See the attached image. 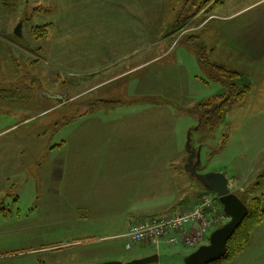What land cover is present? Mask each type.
Segmentation results:
<instances>
[{
	"label": "rangeland",
	"instance_id": "374dc122",
	"mask_svg": "<svg viewBox=\"0 0 264 264\" xmlns=\"http://www.w3.org/2000/svg\"><path fill=\"white\" fill-rule=\"evenodd\" d=\"M257 16H264V0H228L226 5L216 0H10L7 5L0 0V253H19L0 264H71L75 251L70 248L66 254L36 252L39 233L46 245L81 239L71 210L84 203L100 211L113 200L100 199L105 193L84 201L76 196L74 161L82 134L88 143L91 137L97 145L124 144L127 114L153 105L166 119L179 121L188 158V131L200 124V104L229 92L235 82L250 85V91L231 101L217 131L205 125L193 129L191 143L200 150L201 173L222 171L233 192L258 197L264 206V65L257 67L264 53L252 58L237 45L249 39ZM244 27L248 32L239 35ZM258 29L264 31V23ZM253 39L264 42V37ZM163 65L170 69L156 71ZM229 71L241 78L235 80ZM109 101L115 104H104ZM92 112L104 115L93 118ZM184 157L167 160L179 186L177 207L156 218L186 212L206 197L215 199L188 171ZM108 164H102L105 172L96 185H107ZM212 206L224 211L217 200ZM32 209L38 213L32 215ZM46 209L53 214H44ZM43 214L51 227L29 223L30 218L40 222ZM223 224H215L209 236ZM126 242L125 237H105L91 248L118 255L124 264L151 252L159 258L147 264H183L197 249L182 242L128 249ZM253 242L264 251V222L243 250L219 264H257L249 255Z\"/></svg>",
	"mask_w": 264,
	"mask_h": 264
},
{
	"label": "crops",
	"instance_id": "0c3cea01",
	"mask_svg": "<svg viewBox=\"0 0 264 264\" xmlns=\"http://www.w3.org/2000/svg\"><path fill=\"white\" fill-rule=\"evenodd\" d=\"M223 1L221 4L226 5L228 0ZM257 17L252 19L256 22V25L254 27L250 26L249 32V27H246V29L244 27L240 31L241 34L239 35L248 32L246 37H249V39L243 40L242 44H237L242 47L240 51L242 54H248L252 58H258L264 53V42L259 44L256 39H253L256 36L264 37V31L259 32L260 29H258L264 23V16ZM137 20L140 21V17ZM157 59L158 57L143 64L155 62ZM257 65L258 68H261L264 62H260ZM251 67H254V63ZM165 69L170 68L163 65L156 71L160 72ZM107 80L104 82H107ZM104 82L100 83V85L104 84ZM155 109H157L155 106L150 105L146 110H134L127 114V121L124 126V144L104 142L97 145L95 142H91V137H88L90 141L88 143L83 137L86 133L82 132L84 134L76 141L77 152L76 160L74 161L75 174L77 176L75 184L76 196L78 199L81 198L84 201L85 198H94L101 195V193H105L104 196L101 195L100 199L110 197L113 200H110L108 206H105L106 208H100L102 209L100 211L98 209L93 210L84 203L81 208L71 210L72 214L76 216L77 230L81 232L83 237L72 241H62L46 245L45 242H40L41 235L39 233L40 238L37 240L39 243L33 245L35 248H38L34 249L36 252L52 251L64 253V250L70 248L72 249L71 251H75L73 258H71V264H101L111 260H122L118 255L99 254L95 251L96 248L95 250L91 248V245L96 239L125 237L124 234L128 231L133 220L146 218L147 215L160 216L166 214L167 212H164L170 207H177L175 203L176 199L180 196L179 186L174 170H170L172 165L167 160L171 157L175 159L178 156L180 158L184 157L182 147L185 141L184 131L180 128L179 121L175 119L173 123L170 117L166 119L167 117L162 116L160 111ZM86 113L90 114L89 111H86ZM92 113L90 117L93 116V118H101L98 115H104V113ZM146 115L148 120L145 118ZM171 115L177 118L174 112ZM102 123L107 124L110 128H114L110 126L108 121ZM140 125H145L146 128L140 127V130H138V126ZM194 125L195 121H191L188 126L192 127ZM134 126L137 127L134 128ZM184 129H187L186 125ZM88 135L90 136L89 133ZM94 135L95 133L92 132V136ZM93 140H95L94 137ZM184 158L187 161V156ZM106 161H109L107 170L110 173L106 182L107 185H96L101 172H105L102 164ZM173 165L174 168L177 167L176 164ZM92 185L93 188H91ZM96 187L101 191L95 190ZM94 191L96 193H93ZM89 193H93V197ZM165 198L172 201H164ZM194 204L182 207L179 212L185 211ZM32 211V215L38 213L36 209H32ZM45 211L44 214L48 216L53 214L51 209H46ZM44 214L40 222L37 218H30L28 219L31 221L29 223L34 227L41 228L44 222V228L51 227V219L49 217L45 218ZM43 231L46 232L47 229H41V233ZM99 231H103V235L98 236L97 234H100ZM2 241L0 240V244L3 243ZM253 246L254 248H251L249 252L250 259L255 258L257 259V264H264V251L262 252L261 250L262 245L255 246V242H253ZM153 253L151 252L149 255ZM255 253H257V256H255ZM0 254V260H8L19 256V253L15 252ZM85 255L88 256L85 257ZM56 261L51 260L50 264ZM59 261L61 262V260Z\"/></svg>",
	"mask_w": 264,
	"mask_h": 264
},
{
	"label": "water",
	"instance_id": "95a60500",
	"mask_svg": "<svg viewBox=\"0 0 264 264\" xmlns=\"http://www.w3.org/2000/svg\"><path fill=\"white\" fill-rule=\"evenodd\" d=\"M20 23L16 29V34L19 35ZM199 129V126L191 128L188 131L186 141V149L188 152L187 169L197 179L201 181L203 186L213 192L216 198L223 205L224 212L229 216V220L222 226L213 230L210 234L209 241L202 244L196 250L189 253L183 264H210L223 258L228 251V242L233 237L236 230L243 223L248 215V206L242 199L231 190L229 179L223 172H206L199 171L201 158L200 150L192 147L191 134L192 131ZM158 254H152L142 258L133 259L126 264H147L158 261ZM101 264H124L122 260H111Z\"/></svg>",
	"mask_w": 264,
	"mask_h": 264
},
{
	"label": "built area",
	"instance_id": "2783aa9c",
	"mask_svg": "<svg viewBox=\"0 0 264 264\" xmlns=\"http://www.w3.org/2000/svg\"><path fill=\"white\" fill-rule=\"evenodd\" d=\"M215 199L204 198L192 209L163 217H150L134 222L124 234L126 247L146 243L159 247L161 243L177 244L182 242L190 248H198L209 238L211 228L217 223H225L229 218L223 211L213 207Z\"/></svg>",
	"mask_w": 264,
	"mask_h": 264
},
{
	"label": "trees",
	"instance_id": "16d2710c",
	"mask_svg": "<svg viewBox=\"0 0 264 264\" xmlns=\"http://www.w3.org/2000/svg\"><path fill=\"white\" fill-rule=\"evenodd\" d=\"M4 4H9L10 0H1ZM216 2H224L223 0H216ZM182 24L180 25V27ZM231 77L237 80L241 78V75L237 71H229ZM229 92H224L219 94L212 100L200 104L201 114H200V124L205 125L210 132H215L219 129L223 123L228 108L231 105L232 100L242 99L249 91L250 85H239L236 82L229 87ZM115 104L114 101L105 102L104 104L109 106ZM75 117H72L74 119ZM206 189V188H205ZM209 191V190H208ZM236 194L242 199V201L248 206L249 212L243 223L236 230L233 237L228 242V251L226 255L210 264H219L221 261L232 257L241 250L244 249V246L249 241L253 230L258 227L261 223L264 222V206L262 201L258 197L249 198L246 194H241L236 192ZM219 201L218 199H216ZM220 202V201H219ZM221 203V202H220Z\"/></svg>",
	"mask_w": 264,
	"mask_h": 264
}]
</instances>
